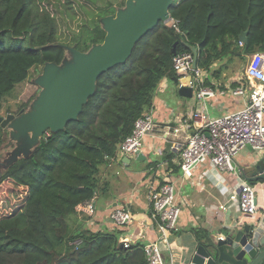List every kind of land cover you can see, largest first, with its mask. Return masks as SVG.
I'll return each mask as SVG.
<instances>
[{"label": "trees", "instance_id": "trees-1", "mask_svg": "<svg viewBox=\"0 0 264 264\" xmlns=\"http://www.w3.org/2000/svg\"><path fill=\"white\" fill-rule=\"evenodd\" d=\"M112 5L59 42L55 17L34 0H0V109L33 69L61 64L69 48L86 53L103 44L100 22L115 12ZM170 15L176 27L161 23L125 65L102 75L78 120L0 173V264H149L145 244L124 248L121 232L72 231L68 220L80 215L88 223L77 207L99 194L103 166L152 112L160 83L177 79L174 57L192 52L184 42L197 48L198 67L207 72L228 58L264 53V0H174ZM9 136L0 123V150ZM194 234L200 245L211 242L207 231Z\"/></svg>", "mask_w": 264, "mask_h": 264}, {"label": "crops", "instance_id": "crops-1", "mask_svg": "<svg viewBox=\"0 0 264 264\" xmlns=\"http://www.w3.org/2000/svg\"><path fill=\"white\" fill-rule=\"evenodd\" d=\"M219 63L214 64L205 79V86L215 92L213 97L198 100L193 96V99H186L179 96L174 81L171 83L163 80L160 83L152 109L159 127L154 135L145 140L142 155L146 160L122 157L120 161L113 160L103 166L97 212L87 223L88 228L98 232H121V241L129 238L133 244L159 242L167 264H189L200 245L194 230L207 231L210 240L216 241L225 237L232 227L255 219L252 215L240 213L236 204L231 201V196L244 181L253 185L243 171L257 166L264 169L263 153L247 147L235 157L234 163L242 170V176L236 173H220L206 165L197 168L194 176L185 180L180 168V154L173 150V145H176L175 142L182 144L187 133L182 132L177 139H165L162 136L167 123H171L173 127H181L183 131L193 132L194 127L189 124L190 117L200 109L210 117L217 118L245 108L247 97L220 94L229 87H237L238 83L242 85L244 74L238 73L237 76L229 77L230 65L219 66ZM2 162L0 158V163ZM120 164L125 167L124 170H119ZM165 182L175 184L177 198L182 205L178 228L168 232L166 243L161 242V233L151 220L148 202L149 189L157 188ZM257 182V185L253 186L258 206L264 208V183ZM222 183H227L230 189L223 192L222 188H219ZM122 206L131 210L134 221L128 227L117 229L110 220V213ZM221 206H225L227 210H221Z\"/></svg>", "mask_w": 264, "mask_h": 264}, {"label": "built area", "instance_id": "built-area-1", "mask_svg": "<svg viewBox=\"0 0 264 264\" xmlns=\"http://www.w3.org/2000/svg\"><path fill=\"white\" fill-rule=\"evenodd\" d=\"M170 21L173 22V27H176L177 23L173 19ZM193 64L192 52L180 53L174 57L173 66L178 79V90L191 88L193 96L198 100L213 97L215 92L205 86L208 72L199 67L193 70ZM187 77H191L189 83L183 81ZM241 84L235 88L229 87L220 94L247 97L248 102L244 109L217 118H212L204 112H194L189 123L194 127L191 133L189 130L183 131L181 127H173L171 123L164 126L162 136L165 139H177L182 132L187 133L182 144L175 142L176 145H173V150L180 154V168L185 180L193 177L197 168L206 165L220 173H236L242 176V170L234 163L235 157L247 147L264 154V53L254 54L253 61L244 71ZM158 127L153 113H144L135 122L133 133L121 143L115 160L122 157L137 158L143 151L145 138L154 135ZM219 188H222L223 192L230 189L227 183L220 184ZM97 201L98 195L95 194L90 201L80 204L77 212L89 217L90 221L97 212ZM231 201L242 214L253 216L258 213L257 194L254 186L248 181L241 183L234 191ZM148 202L151 220L161 233V242L166 243L168 232L177 230L182 213L175 184L165 182L157 188H150ZM221 210L226 211L227 208L221 206ZM110 220L115 228L123 229L133 223L134 216L129 208L122 206L112 210ZM121 243L124 248L133 245L129 238L123 239ZM144 251L149 264H167L159 242L145 244Z\"/></svg>", "mask_w": 264, "mask_h": 264}, {"label": "water", "instance_id": "water-1", "mask_svg": "<svg viewBox=\"0 0 264 264\" xmlns=\"http://www.w3.org/2000/svg\"><path fill=\"white\" fill-rule=\"evenodd\" d=\"M173 4L174 0H128L129 12L119 14L117 19L113 16L103 19L106 25L103 44L94 46L89 53H82L74 48L67 49L81 59L80 64L62 71L57 64L46 65L45 75L39 82L44 90L40 95L42 100L38 101L37 111L18 119L12 114L6 120L0 117L2 127L11 125V137L19 142L24 135L32 145L28 134L29 125L35 129V134L43 136L47 132H60L70 122L78 120L88 101L96 95L100 77L118 66L125 65L143 38L161 23L169 22L172 19L170 10ZM247 36L248 32L242 33L240 40L247 43ZM184 44L194 54L192 69L196 70L199 62L198 50L187 42ZM176 46L177 44L174 45V52ZM190 80L191 77H187L183 81L189 83ZM174 82L177 84L178 79ZM179 96L193 99V91L191 88H182ZM13 120L15 121L11 123ZM9 145L12 146L13 142H9ZM137 160L145 161L146 157L139 153ZM16 161L10 160L7 163L12 165ZM243 172L253 185H257V181L264 183V169L261 166L246 168ZM256 205L258 213L253 215L255 219L232 227L224 239L199 245L189 264H264V208L258 206V199Z\"/></svg>", "mask_w": 264, "mask_h": 264}, {"label": "rangeland", "instance_id": "rangeland-1", "mask_svg": "<svg viewBox=\"0 0 264 264\" xmlns=\"http://www.w3.org/2000/svg\"><path fill=\"white\" fill-rule=\"evenodd\" d=\"M123 0H34L36 6H38L41 10H44L51 14L52 17H55L57 26H58V37L59 42H65L69 37L72 36L73 33H78L81 31L82 25L90 23L92 15L97 16L96 12L101 8L107 7L112 3V7L115 12L107 17L113 16L117 19L119 14H126L129 12V7H127V1L124 6H120L119 3ZM72 7V9H69ZM101 28H105L106 25L103 20L100 22ZM168 27H173V22L170 21L165 24ZM91 51V50H90ZM90 51L86 52L89 53ZM254 54H244L243 57H235L233 59H226L220 62L218 65L227 66L230 65V72H228L229 77L237 76L238 73H243L245 69L251 64L253 61ZM81 59L74 54L72 51L66 50L65 56L61 64L58 65L60 71L65 68H73L80 64ZM46 65H42L39 68L33 69L30 73L29 78L22 84L18 85L13 94L7 98V101L3 104L0 109V117L4 120L7 119L8 112L16 117V119L20 118L23 115H27L34 111H37L39 108V100H42L40 97L43 92V88L39 85L41 79H43L45 75ZM168 95V94H167ZM166 95V96H167ZM15 119V120H16ZM13 120L11 123H13ZM10 123V124H11ZM27 126V125H26ZM9 137L7 143L1 148L0 153H3L2 163L0 165V173H4L8 170L10 164L7 161L10 160H18L21 158H25L29 156L36 146L40 143L44 136L50 135L49 132L45 133L43 136L35 134V129L29 125L28 134L32 139V145H30L29 140L26 136L22 135L21 140L18 142L17 139L11 137V131H13L11 125L6 127ZM23 129V128H22ZM23 132V130H21ZM149 137H146L147 140ZM9 142H14L13 145H9ZM16 143V144H15ZM23 145V146H22ZM30 145V146H29ZM30 147V148H29ZM120 161V160H119ZM5 163V164H4ZM120 168L123 170L122 164H120ZM83 217L80 215H75L71 217L68 222L72 231H76L81 225H88L83 222ZM98 232V231H95Z\"/></svg>", "mask_w": 264, "mask_h": 264}]
</instances>
